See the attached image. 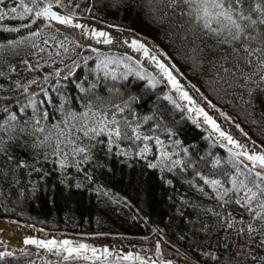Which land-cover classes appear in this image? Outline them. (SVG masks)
Instances as JSON below:
<instances>
[{
    "label": "snow or ice",
    "instance_id": "1",
    "mask_svg": "<svg viewBox=\"0 0 264 264\" xmlns=\"http://www.w3.org/2000/svg\"><path fill=\"white\" fill-rule=\"evenodd\" d=\"M95 7L94 0H0V22H19L0 24L14 34L0 40V196L5 185L9 194L19 185L23 170L33 194L40 187L33 173L43 179L56 171L69 194L87 188L109 197L97 171L112 172L113 157L129 167L143 161L167 185L179 178L195 193L181 195L177 208L181 217L182 208L195 213L186 217L198 253L185 254L190 264H264V0H111L110 8L135 7L167 24L172 54L98 17ZM178 60L243 120L187 81ZM129 77L146 82L143 90L133 91ZM158 87L204 129L209 149L190 150L195 146L185 145L178 123L161 112L137 111ZM242 122L262 125L261 143ZM23 244L35 251L0 236V261L14 264L19 253L25 264H174L162 258L159 240L152 256L147 248L141 254L70 238L27 235Z\"/></svg>",
    "mask_w": 264,
    "mask_h": 264
},
{
    "label": "trees",
    "instance_id": "2",
    "mask_svg": "<svg viewBox=\"0 0 264 264\" xmlns=\"http://www.w3.org/2000/svg\"><path fill=\"white\" fill-rule=\"evenodd\" d=\"M94 2L96 4L94 11L98 17L109 23L132 29L172 54V47L165 34V30L169 29L167 24L154 23L146 11L135 7L131 9L121 7L116 10L109 7L111 0H94ZM84 15L87 17L88 14ZM18 23L8 19L0 22L10 26ZM13 36L14 34L0 30V40ZM177 63L185 72L187 81L201 87L205 95L213 99L214 103H220L223 110L233 116L237 122L243 120L242 115H237V109L217 101L215 94L203 87V80L199 74L193 75L181 61L178 60ZM128 81L131 89L137 93L143 90L142 85L146 83L137 81L134 77H129ZM136 107L142 114L159 111L166 120L176 121L179 125L180 138L184 140L185 145L195 146L190 150L202 154L203 150L209 149L210 141L204 129L193 125L187 119L186 113L174 109L164 99L159 87L148 91ZM241 126L252 139L257 140V143L262 142L260 137L262 125L242 122ZM212 150L223 154L222 149ZM123 159V157H113L107 161L113 169L112 172L98 170L96 173L95 179L106 188L110 198L98 197L94 191H89L87 188L73 189L69 194L59 183V173L56 171H51L50 175L43 179L33 173L31 179L40 185L33 194L32 185L28 183L29 177L21 170L20 183L10 189V194L8 186H4L5 194L0 196V219L26 222L49 231L83 236L95 235L108 244L137 247L140 251L144 248L151 249L148 255H153L154 243L159 240L163 256H175V258L185 254L189 257L197 256L198 253L194 251L193 231L186 220V217H194L195 213L191 209L182 208L185 217H181L177 212V208L182 207L180 196L187 194L188 198H192L195 193L179 178L174 179L173 186H169L161 180L157 170L144 167L143 161H129L133 164L129 167L122 162ZM46 167L52 169L53 165L49 164ZM96 233L105 235H96ZM181 236L184 239H181ZM144 237L148 238L147 241L142 239ZM50 258L55 259V257ZM186 261L190 263L188 259ZM0 264L3 262L0 261ZM14 264H25V258L20 257L18 253ZM37 264H41L39 259ZM77 264H86V262L79 261Z\"/></svg>",
    "mask_w": 264,
    "mask_h": 264
},
{
    "label": "rangeland",
    "instance_id": "3",
    "mask_svg": "<svg viewBox=\"0 0 264 264\" xmlns=\"http://www.w3.org/2000/svg\"><path fill=\"white\" fill-rule=\"evenodd\" d=\"M135 32V31H134ZM137 33V32H136ZM140 35V34H139ZM145 37V36H143ZM146 38V37H145ZM148 39V38H147ZM152 42V41H151ZM197 97V99H199L197 93L195 91H193ZM203 103V102H202ZM223 120V118H222ZM224 122V121H223ZM232 133L237 137V138H241V134L239 133V131L237 129H235L234 127L231 129ZM9 221H13V223H9ZM0 222H2L5 225H8L10 227H17V228H24L25 225H33L30 223H26V222H19L13 219H0ZM18 222V223H15ZM34 227H31V234L32 236H37L40 238H45V237H56V238H70V239H74V240H83L84 242L93 244L97 247H100L102 245L104 246H110L111 248L114 249H121L123 251H136V252H141V254H144L143 251H140L137 247H128V246H121V245H116V244H108L105 241H103L100 237L95 236V235H80V234H70L68 232H62V231H43L41 232L35 225H33ZM26 236V234H24ZM152 256V255H150ZM154 259H156L155 256H153ZM162 258L165 259H171L174 261V264H190L189 262L186 261L185 256L181 255L178 258H175V256H162Z\"/></svg>",
    "mask_w": 264,
    "mask_h": 264
},
{
    "label": "bare ground",
    "instance_id": "4",
    "mask_svg": "<svg viewBox=\"0 0 264 264\" xmlns=\"http://www.w3.org/2000/svg\"><path fill=\"white\" fill-rule=\"evenodd\" d=\"M82 22H84V21H82ZM91 23L93 26H96V27H104L103 24H99V23H97V21H91ZM111 31H115V30L113 29ZM125 35L128 36L129 33L126 32ZM131 36H133V37L139 36L141 38H145L142 35H139L138 33L134 32V31H132ZM148 41H150V40L148 39ZM189 91H190V94H192L194 97H196L193 90H191L189 88ZM220 122L222 123V125L224 124L222 118H220ZM30 228L31 227H28V225H25L24 228L10 227V226L5 225L2 222H0V230H2V231H0V236H2L5 240L9 241L10 243H13L17 248H29V249L32 248V249H34V246H26L23 244V239L25 237L24 234H26V236L31 234ZM0 250H2V249H0ZM41 251H43V250H41Z\"/></svg>",
    "mask_w": 264,
    "mask_h": 264
},
{
    "label": "water",
    "instance_id": "5",
    "mask_svg": "<svg viewBox=\"0 0 264 264\" xmlns=\"http://www.w3.org/2000/svg\"><path fill=\"white\" fill-rule=\"evenodd\" d=\"M102 47H103V46H102ZM38 229L40 230V229H42V228H38ZM44 231H46V230L44 229ZM28 249H29V248H28ZM29 250L35 251V250H34V249H32V248H31V249H29ZM41 252H43V251H41Z\"/></svg>",
    "mask_w": 264,
    "mask_h": 264
}]
</instances>
